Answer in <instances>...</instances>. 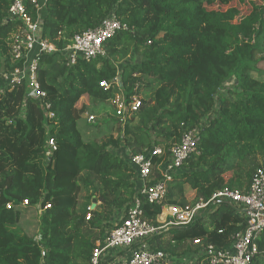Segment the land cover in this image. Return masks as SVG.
I'll use <instances>...</instances> for the list:
<instances>
[{
    "label": "trees",
    "instance_id": "16d2710c",
    "mask_svg": "<svg viewBox=\"0 0 264 264\" xmlns=\"http://www.w3.org/2000/svg\"><path fill=\"white\" fill-rule=\"evenodd\" d=\"M208 1L49 0L43 34L59 49L41 57L39 80L54 117L26 97L24 86L0 93V264H90L116 211L137 194L127 150L162 147L163 154L154 156L156 180L157 166L190 129H199L197 150L169 182L166 201L181 205L223 189L248 190L256 169H264V78L252 74L262 72L255 58L264 47V0H251L260 8L255 23L235 22L210 10ZM11 4L0 0V71L13 67L9 38L15 26L6 20ZM112 12L127 28L106 41L105 55L68 65L62 50L74 35L97 28ZM232 78L233 87L222 94ZM105 80L109 89L100 85ZM119 92L127 102L141 99L126 121L119 115L89 118L92 106L116 102ZM83 119L88 123L81 126ZM49 134L58 146L52 153ZM83 186L89 207L96 198L100 209L79 206ZM143 208L158 223L161 204L145 200ZM33 209L42 210L38 235L27 231ZM245 226L238 207L220 201L149 243L175 256L199 253L208 244L226 249ZM256 243L254 264H264V231ZM196 264L211 263L202 255Z\"/></svg>",
    "mask_w": 264,
    "mask_h": 264
},
{
    "label": "built area",
    "instance_id": "2783aa9c",
    "mask_svg": "<svg viewBox=\"0 0 264 264\" xmlns=\"http://www.w3.org/2000/svg\"><path fill=\"white\" fill-rule=\"evenodd\" d=\"M49 0H12L6 20L15 26L9 38L12 69L1 70L0 93L7 88L24 86L26 97L39 100L48 118L54 117L51 105L46 102V91L39 80V63L43 55L58 51L55 43L49 41L43 34V13ZM127 28L117 17L115 12L104 18L95 29L76 33L71 43L62 50L68 65H74L79 59L91 60L105 55L104 44L111 39L118 30ZM119 83V77L115 78ZM100 85L105 89L111 87V82L102 81ZM118 115L126 121L128 112H135L141 106L138 96L132 97L130 102L119 101ZM22 108L20 114L24 116ZM94 119V116H90ZM199 141V129L184 132L178 144L172 146L171 154L165 162L157 166L159 178L154 180V156L163 154L161 146H155L148 153L126 155L134 167L137 175V194L132 204L119 211L120 216L114 222L104 238L97 240L92 252L90 264H191L197 256L204 255L211 264H254V257L258 252L256 239L264 231V169L258 167L254 172L249 188L246 191L223 189L215 192L210 199L200 198L192 203L170 204L166 201L168 184L175 173L183 166L191 154L196 152ZM49 150H57L54 135L47 138ZM161 204V212L155 223L144 213L143 201ZM228 201L238 207V213L244 217L246 226L238 232L233 243L226 249H220L213 244L204 246L201 255L190 254L175 256L161 249L153 248L149 241L163 230L172 227L189 225L201 211L211 204ZM91 210L92 207H89ZM88 214L87 219L90 218ZM200 243V240H195Z\"/></svg>",
    "mask_w": 264,
    "mask_h": 264
},
{
    "label": "rangeland",
    "instance_id": "374dc122",
    "mask_svg": "<svg viewBox=\"0 0 264 264\" xmlns=\"http://www.w3.org/2000/svg\"><path fill=\"white\" fill-rule=\"evenodd\" d=\"M207 6L210 10L222 13V14L228 16V18L233 19L235 22H238L244 18H249L252 20L253 23H255V19L260 13L259 6L252 5L251 0H247L246 2H242L241 0H209L207 2ZM255 59L259 60L257 68H258V70H260L262 72L255 71V72H252V74L254 76H257V77L261 76L264 78V47H263V51L258 52L256 54ZM233 80L234 79L232 78V79L227 81V83L225 84V87H224V92L222 91V94H227L228 93L227 89L233 87V83H234ZM233 90H235V89H233ZM139 97H140V95H139ZM141 97H142V95H141ZM123 99H124L123 93L119 92V93H117L116 102L111 101L110 103L109 102L102 103V104L98 103V104H96V106H94V107L92 106L87 111V113L89 114V118L91 115H93L94 119L90 118L91 120L103 121L104 119L111 118L112 116H114V117L118 116L117 111L119 108V103H120L119 101H121ZM88 102L89 101H87L86 103H88ZM87 123H88L87 119H83L80 122L81 126H84ZM117 125L119 126L118 122H117ZM105 126H108V124ZM100 129L103 130V127L102 128L100 127ZM116 131L117 130H116V126H115V129L112 132L116 134L117 133ZM49 152L52 153L51 151H49ZM117 152L120 153L121 155H123L122 149H119ZM45 163H47V162L45 161ZM180 197L181 196H179L178 199H180ZM92 201H93V205H91L90 207H92V208L97 207V209L101 208L100 202H98L96 200V198H93ZM78 203H79L80 207H83L85 204H88L87 207H89V205L91 204L90 192H88L84 186L82 187L81 192L78 194ZM121 210L122 209L117 210L115 215L113 216V218H112L113 224H114V222L116 223V219L120 216L119 211H121ZM41 211L42 210H40V209H33V210L28 212L27 221L31 222L32 224L29 225V227L27 228V231H29L31 234H33V233H37V235L39 234L38 229H39ZM88 214L89 213H87V216H88ZM22 223H23L22 226H24L25 222H22ZM109 230H110V228L108 227L105 230L104 235H106V233ZM191 256H193V255H191ZM193 257H195V258L190 262H191V264H196L197 263L196 260L198 259V257L197 256H193Z\"/></svg>",
    "mask_w": 264,
    "mask_h": 264
},
{
    "label": "crops",
    "instance_id": "0c3cea01",
    "mask_svg": "<svg viewBox=\"0 0 264 264\" xmlns=\"http://www.w3.org/2000/svg\"><path fill=\"white\" fill-rule=\"evenodd\" d=\"M203 212H205V210L201 211V213H203ZM201 213H200V214H201ZM200 253H201V251L199 252V254H200ZM194 254H197V253H194ZM200 255H201V254H200Z\"/></svg>",
    "mask_w": 264,
    "mask_h": 264
}]
</instances>
